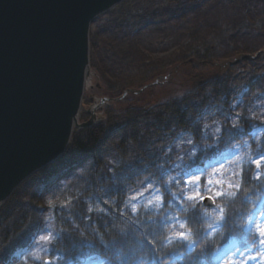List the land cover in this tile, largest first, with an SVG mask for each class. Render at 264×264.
Returning a JSON list of instances; mask_svg holds the SVG:
<instances>
[{"label": "trees", "instance_id": "trees-1", "mask_svg": "<svg viewBox=\"0 0 264 264\" xmlns=\"http://www.w3.org/2000/svg\"><path fill=\"white\" fill-rule=\"evenodd\" d=\"M147 31L185 40L174 57L157 58L137 40ZM91 32L103 93L123 98L2 206L0 261L264 264V235L247 228L264 200V76L247 81L240 101L230 95L235 71L217 67L264 48V0H125ZM178 74L184 92L161 97L154 83ZM204 188L224 193L216 207L187 199ZM157 194L164 203L152 207ZM188 230L190 240L174 238Z\"/></svg>", "mask_w": 264, "mask_h": 264}, {"label": "water", "instance_id": "water-1", "mask_svg": "<svg viewBox=\"0 0 264 264\" xmlns=\"http://www.w3.org/2000/svg\"><path fill=\"white\" fill-rule=\"evenodd\" d=\"M124 1L0 0V208L61 158L76 129L100 124L122 98L102 93L90 39L96 20Z\"/></svg>", "mask_w": 264, "mask_h": 264}, {"label": "rangeland", "instance_id": "rangeland-1", "mask_svg": "<svg viewBox=\"0 0 264 264\" xmlns=\"http://www.w3.org/2000/svg\"><path fill=\"white\" fill-rule=\"evenodd\" d=\"M214 11H216V9ZM94 29L95 26L93 27V30ZM137 40L139 44L142 46V48L147 51L149 50L154 57L157 58L162 57L163 59L169 60V58L174 57L178 53L180 49L179 46L182 44V42L185 39L181 37L166 38L163 34L159 32L156 33L153 31H147L140 33L137 36ZM262 59H264V48H262V50L251 53V55L237 54L234 57H231V59H227V60L221 59V61L218 62L217 64L218 65L217 67H219L218 72L225 70L227 71L229 69H233L235 71V77L232 79L230 85L232 89L230 92L231 97H239V100L242 101L243 95H245V93L249 90L247 86V81L253 75H256L258 77L264 76V64L259 62ZM160 78H164L165 79L164 82L163 80H160ZM160 78L157 79L158 81L155 82L154 85L155 84L160 85L157 88V91L166 93L165 96L161 95V97H165V99H168L171 97L179 96L184 92V89L182 88L181 85V82L183 81L182 74H178L176 76L174 75L170 79L168 77H160ZM144 89L145 88H143L142 90ZM95 91L92 92L94 93ZM86 104L87 106H89L90 102ZM226 155L227 157L231 156L229 153H227ZM208 181H211L210 184L211 186L217 185V181L220 182L217 175H213L209 177ZM258 209L259 210L257 211V213L254 214L250 219L248 228L252 227L255 224V222L258 228L264 227V209L261 208V206ZM234 245H235V241L232 240V242L227 247L220 249V251L214 257V262L220 261L221 258L224 257V255L234 247ZM97 262H90L89 264L100 263L99 261Z\"/></svg>", "mask_w": 264, "mask_h": 264}, {"label": "snow or ice", "instance_id": "snow-or-ice-1", "mask_svg": "<svg viewBox=\"0 0 264 264\" xmlns=\"http://www.w3.org/2000/svg\"><path fill=\"white\" fill-rule=\"evenodd\" d=\"M189 143H190V141H189ZM185 175H187V176L190 177L191 176V173H186ZM195 179L198 181L200 178H199V176H197ZM185 183L187 184V183H189V181L186 180ZM217 183H219V181H217ZM209 184H211V181H209ZM149 187H151V186H149ZM230 187H231V185H230ZM202 192L203 193H210L211 192V189L210 188H204L202 190H198V191H196L194 193L189 194L187 196V199L193 200V201H196V202H199V201L205 200V199H210V200L215 201V199L217 197H221V196L224 195V193L223 192H220V191L215 192L214 195H211V194L205 195V194H202ZM141 198H143V197L141 196ZM154 200H155V203H153V200H149L148 201V204L151 205L152 207H161L163 205V203H164V196H163V194H157V195H155L154 196ZM261 206H264V200L261 201ZM133 211H136L135 206H133ZM221 211H223V210H221ZM218 219H223V217L222 216L221 217H218ZM180 227L181 228H184L185 225L184 224H181ZM210 227H211V225H210ZM258 232L261 235H264V227H260L258 229ZM190 233H191V230H188L187 232H185V231H179V232H176L174 234V238L175 239H180V240H190ZM44 239H48V237H44ZM169 243H172V239H169ZM260 244L261 245H264V239L260 240ZM251 250L252 249H249V251H251ZM0 264H3V262L0 261Z\"/></svg>", "mask_w": 264, "mask_h": 264}]
</instances>
